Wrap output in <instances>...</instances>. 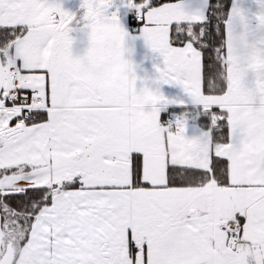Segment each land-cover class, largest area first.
Masks as SVG:
<instances>
[{
	"label": "snow or ice",
	"instance_id": "obj_1",
	"mask_svg": "<svg viewBox=\"0 0 264 264\" xmlns=\"http://www.w3.org/2000/svg\"><path fill=\"white\" fill-rule=\"evenodd\" d=\"M70 4L0 0V264H264V0Z\"/></svg>",
	"mask_w": 264,
	"mask_h": 264
},
{
	"label": "crops",
	"instance_id": "obj_2",
	"mask_svg": "<svg viewBox=\"0 0 264 264\" xmlns=\"http://www.w3.org/2000/svg\"><path fill=\"white\" fill-rule=\"evenodd\" d=\"M232 3V0H231ZM230 3V6H231ZM77 4V0H71V7H75ZM134 49H135V54H134V60L139 64L140 68L151 72L152 71V65L153 63H155V58L153 56V54H151L143 45L142 41H135L134 44ZM163 91L165 93V95L169 96V97H178L180 95H182L181 90L176 87V86H169V85H165L163 86ZM178 110V112L180 111V109L178 107L172 106L169 108L170 112ZM177 112V111H176Z\"/></svg>",
	"mask_w": 264,
	"mask_h": 264
},
{
	"label": "trees",
	"instance_id": "obj_3",
	"mask_svg": "<svg viewBox=\"0 0 264 264\" xmlns=\"http://www.w3.org/2000/svg\"><path fill=\"white\" fill-rule=\"evenodd\" d=\"M224 2H225V4H226L227 6L230 7V2H231V0H224ZM221 35H222V33H221Z\"/></svg>",
	"mask_w": 264,
	"mask_h": 264
}]
</instances>
